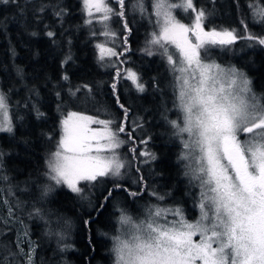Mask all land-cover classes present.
Returning <instances> with one entry per match:
<instances>
[{"label": "trees", "instance_id": "16d2710c", "mask_svg": "<svg viewBox=\"0 0 264 264\" xmlns=\"http://www.w3.org/2000/svg\"><path fill=\"white\" fill-rule=\"evenodd\" d=\"M134 1L125 0L121 9L118 0H108L113 9L108 20L89 16L83 0L0 2V89L13 124L12 132H0V177H7L0 179V264H26L31 241L36 244L34 264H115L121 216L142 220L149 210L170 205V197L173 203L183 202L180 209L198 203L199 189L185 174L184 149L170 123L179 116L174 75L161 46L151 42L157 26L147 17L152 6L139 16ZM193 2L205 12L201 23L206 32L235 30L243 37L226 48L229 60L223 63L244 71L264 104V45L246 38H264V20L254 17L264 0ZM148 3L153 0H144L143 6ZM58 11L63 14L57 16ZM177 11V19L185 14L181 21L193 22L191 10ZM49 31L55 36H47ZM99 45L119 55L101 60ZM128 70L137 73L144 91L127 78ZM70 112L111 122L127 179L109 175L81 182L83 193L78 194L50 178L48 162ZM155 126L164 136L157 154L148 134L151 128L154 135ZM109 190L112 195L105 200Z\"/></svg>", "mask_w": 264, "mask_h": 264}, {"label": "snow or ice", "instance_id": "6c2138e0", "mask_svg": "<svg viewBox=\"0 0 264 264\" xmlns=\"http://www.w3.org/2000/svg\"><path fill=\"white\" fill-rule=\"evenodd\" d=\"M0 2L6 4L9 0ZM83 2L89 16L94 9L97 13L103 12V19L108 20V14L113 11L104 0ZM118 3L123 9L125 0H118ZM137 6L143 11L142 4ZM154 7L156 15L162 16L163 20L157 21L161 27L159 33L153 34L151 42L161 46V55L174 75L175 106L184 114L183 126L175 120L170 123L178 135L187 133L189 136L183 142L188 151L181 159L187 161L189 172L185 174H191L199 181L201 216L195 224L188 223L181 210L175 208L167 211L180 219L160 224L156 217L162 212H150L151 220L145 221L142 227L137 226L138 234L125 240L116 238L117 264H264V106L248 103L244 98V94L251 92V81L244 73L205 62L200 53L206 44L231 45L243 37H237L235 30L205 32L201 23L205 12L198 10L193 0H179L178 3L156 0ZM177 7L195 14L191 26L180 23L172 15V9ZM62 14V11L56 13L57 16ZM117 15L123 17L124 12ZM254 17L264 20V7L256 8ZM189 33L195 35L197 43L191 42ZM46 34L55 36L51 31ZM246 38L264 45V38L252 35ZM165 42L178 49L177 59L168 54ZM98 47L101 60L105 55H119L111 48ZM127 78L139 91H144L137 73L128 70ZM112 88H116L115 83ZM251 99L255 101L254 94ZM120 107L123 109L124 105L120 104ZM7 109L6 97L0 93V131L12 132ZM124 110L126 114L127 109ZM37 115L43 113L37 110ZM89 123L102 124L104 129H89ZM110 123L78 113H70L64 119V135L48 162L50 178L56 184H66L72 192L82 194L83 189L78 186L80 181L94 182L98 178L121 174L125 164L115 154L121 141L109 127ZM118 131L123 132L124 128L120 127ZM240 134L251 135L241 142ZM101 140L106 143L101 144ZM103 151H112V157L101 156ZM141 155L155 159L151 153ZM111 195L109 190L104 199ZM129 220V217L121 216L122 222ZM197 234L201 239L194 242L193 236ZM31 260L29 255L28 264Z\"/></svg>", "mask_w": 264, "mask_h": 264}, {"label": "rangeland", "instance_id": "374dc122", "mask_svg": "<svg viewBox=\"0 0 264 264\" xmlns=\"http://www.w3.org/2000/svg\"><path fill=\"white\" fill-rule=\"evenodd\" d=\"M141 1V2H140ZM136 0V1H134L133 3H132V5L133 6H137L138 4H142L143 5V2H144V0ZM155 2H156V0H153V3H148L147 5H144L143 6V11H141L140 10V8H138V10H140V11H137L138 12V15L139 16H144V15H146V12L147 11H145V7L146 6H149V5H151L152 6V10L149 12V13H147V17L150 19H154L155 20V22H156V24H157V26H156V31H155V33H159V30H160V27H161V24H159V23H157V21H161L162 22V20H163V17L162 16H157L156 15V9H155V7H154V5H155ZM169 2L170 3H174L173 2V0H169ZM104 3L109 7V8H111V6H110V4L108 3V0H104ZM177 8H179V7H177ZM177 8H175V9H172V15L175 17V19L177 20V21H179L180 23H182V24H186V23H184V22H182L181 20H185L186 18H187V16L185 15V14H183V16H182V14L180 15V17H179V19H177V14H176V11H177ZM181 10V9H180ZM88 12V11H87ZM177 13H180L179 11H177ZM110 14V13H109ZM108 14V15H109ZM93 18H95V19H99V20H103V16H104V13L103 12H99V13H97V12H95V10L93 9V12H92V15H91ZM193 23V22H192ZM192 23H190V24H186V25H189V26H191L192 25ZM203 26V25H202ZM203 29H204V26H203ZM205 31V30H204ZM206 32V31H205ZM189 39L191 40V42L192 43H197V41H196V38H195V35H193L192 33H189ZM229 45H219V44H216V45H209V44H206L203 48H201L200 49V53H201V59L203 60V61H205V62H208V63H215V64H218V65H221L224 69H228V68H235V69H237V70H239V72H242V73H244L245 75H246V77L250 80V78L247 76V74L244 72V71H242V70H240V69H238L236 66H234L233 64H230V63H227V64H224L223 62H228V60H229V58H228V54H227V52H226V48L228 47ZM165 47L166 48H170L171 49V52L173 53V59H177V56H178V49H176V47H175V45L174 44H170V43H167V42H165ZM105 48H107V47H105ZM214 49H217L218 50V53H214ZM223 52V53H222ZM212 54H215V56H213ZM105 56H107V57H112V56H108V55H105ZM251 81V80H250ZM250 88H251V92L250 93H246V94H244V98L246 99V101L248 102V103H256V104H258V105H261V106H264V104H263V97H262V95L261 94H258L256 91V89L255 88H253V85H252V81H251V84H250ZM0 93H2L1 92V89H0ZM3 94V93H2ZM253 94H254V96H255V101H253L252 99H251V97L253 96ZM4 95V94H3ZM5 96V95H4ZM176 109L178 110V112H179V116H178V118H177V123L178 124H180V126H183V112L179 109V108H177L176 107ZM7 111H8V115H9V117H10V112H9V108L7 109ZM70 113H77V112H70ZM70 113H68L67 115H65L64 117H63V119H62V126H61V135H60V139H59V141L61 140V138L63 137V135H64V126H63V121H64V119L65 118H67L68 117V115L70 114ZM80 116H84V117H91L93 120H100V119H98V118H95V117H92V116H89V115H85V114H82V113H78ZM11 118V117H10ZM75 119V118H74ZM158 125V124H157ZM156 125V126H157ZM156 126H155V129H154V135L152 134L153 133V131L151 130V128H149L148 129V134L152 137L153 136V138H152V141H153V143H154V145L152 146L153 147V149H154V152H155V154H157V147H159L160 145L158 144V141H160V139L162 138V136H163V134H160V132H158L157 130H156ZM87 127L89 128V129H92V130H103L104 129V125H102V124H98V123H89V124H87ZM109 127H110V125H109ZM12 128H13V124H12ZM111 128V127H110ZM176 129V128H175ZM112 130V129H111ZM113 131V130H112ZM169 131V130H168ZM257 131H259V130H257ZM0 132H4V131H0ZM176 133H177V129H176ZM162 135V136H161ZM248 135H251V134H240L239 135V140L241 141V142H243L246 138H247V136ZM178 136H180V142H181V146H183V142L185 141V140H188L189 139V136H188V134L187 133H184V134H180V135H178ZM165 137H167L166 135H165ZM163 138H164V136H163ZM93 143H95V141H93ZM100 143L101 144H104V143H106V141L105 140H101L100 141ZM142 149H144V148H141L140 150H142ZM183 149H184V147H183ZM188 150L187 149H184V153H186ZM120 152V148H118V149H115V154L119 157V153ZM183 153V154H184ZM100 155L101 156H104V157H107V158H111L112 157V155H113V152L112 151H103V152H101L100 153ZM186 161V160H185ZM186 163H187V161H186ZM1 167V166H0ZM120 171H122L121 172V174H120V178H126L127 179V177H129V170L126 168V166L124 167V168H122ZM188 171H189V169H188ZM81 182H85V181H80L79 182V184L81 183ZM133 182V181H132ZM196 183V182H195ZM79 184H78V186H79ZM197 184V183H196ZM66 185V184H65ZM67 186V185H66ZM199 189L201 190V188L199 187ZM171 198V197H170ZM161 208H154V209H151V210H149V212H148V215L147 216H145L144 217V219H136V218H133V217H129L130 218V220L128 221V223H124V222H122L121 221V225H122V233L120 234V236H119V238H120V240H125V239H130L131 238V236L132 235H135V234H138V232H137V226L139 225V226H143V224H144V222L145 221H150L151 220V217H150V212H155L156 210H160L161 212H162V215L160 216V217H156V220H158L159 221V223L160 224H164V223H166V222H169V217H168V215H170L171 213L169 212V211H167V210H170V209H174V206H172V205H167V204H163V205H161L160 206ZM206 210H207V206H206ZM167 215V216H166ZM209 215H211V213H209ZM199 217H200V215H199ZM173 220H179V218H177L176 217V219H173ZM137 221H139V222H137ZM188 223H192V224H195V223H193V222H188ZM198 234L197 235H195V236H193V241L194 242H199L200 241V239L201 238H199L198 239ZM30 238V237H29ZM117 243H118V241H117V239H115V242H114V245H113V253H114V257H115V264H117V255H116V252L114 251V249H115V247H116V245H117ZM31 251H29V252H26L25 253V258H26V264H28V256L29 255H31V257H32V260H31V264H34V256H35V252H34V248L36 247V244H35V242H33V241H31ZM215 246V245H214ZM197 264H200V262H197Z\"/></svg>", "mask_w": 264, "mask_h": 264}, {"label": "flooded vegetation", "instance_id": "af4514ba", "mask_svg": "<svg viewBox=\"0 0 264 264\" xmlns=\"http://www.w3.org/2000/svg\"><path fill=\"white\" fill-rule=\"evenodd\" d=\"M182 148H183V146H182ZM193 181L197 183V184L195 183V187L197 189H199V187H200L199 186V181H197L195 179ZM200 193H201V190L199 189V195H200ZM169 199H170V205L174 206V209L175 208H179L180 209V207H178V205L183 203L182 201L175 199L174 203H173V198H169ZM175 202H179V203H177V206L175 205ZM199 203H200V197H199L198 203L197 204L194 203L193 208H189L188 209L186 207H183V208L180 209L181 212H182L183 219L186 222L196 223L198 220H200L199 215L201 216V210L199 208ZM189 211L192 212L191 215H190ZM168 217H169V222H171V221H174L173 219H176L177 216H173L172 214H170ZM177 218L180 219V217H177ZM198 236H199L198 239L201 238L199 234H198Z\"/></svg>", "mask_w": 264, "mask_h": 264}]
</instances>
